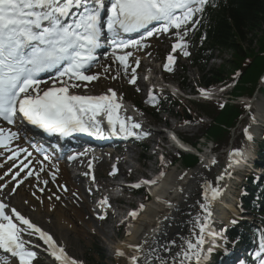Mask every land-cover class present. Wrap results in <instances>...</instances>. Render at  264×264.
<instances>
[{
	"label": "snow or ice",
	"instance_id": "obj_1",
	"mask_svg": "<svg viewBox=\"0 0 264 264\" xmlns=\"http://www.w3.org/2000/svg\"><path fill=\"white\" fill-rule=\"evenodd\" d=\"M207 4L208 0H0V120L7 125L26 120L46 132L59 133L61 136L81 132L105 139L102 120L98 118L105 116L110 135L123 134L137 139L150 135L132 116L122 117L118 114L123 105L117 102L115 90L109 89L110 94L98 96L74 94L71 90L86 88L87 84L83 82L99 79V74L89 75L86 72L96 59L94 52L102 46V38L109 40L114 62H118L124 73L131 71V84H136V72L140 66L135 52L149 47L146 41L154 35L169 34L175 39L171 46L172 53L180 49L184 56L190 55L186 40L189 25L195 27L198 23L194 19L196 14L202 13ZM103 16L106 18H102ZM154 22L158 27L150 29L148 26ZM141 30H144V34L139 39L124 38V34L138 33ZM130 58L135 66L129 63ZM175 59L172 54L167 56V62L163 65L165 70L172 71L171 65ZM52 70H56L55 78L49 81L39 78L41 73ZM42 84L50 86L45 89L41 87ZM200 93L203 97L210 98L208 90L200 89ZM149 101H156V96L151 91ZM243 132L248 140L253 139L249 128H244ZM169 136L179 148H185L174 133ZM18 139V131L0 127V148L10 152L8 160L13 162L12 167H16L15 161L22 153H26L25 161L21 162L12 176L16 184L12 192L24 182L18 178L25 170L28 171L24 179L35 176L37 181H41L40 172L45 171L44 167H40L38 171L29 170L32 161L28 158L32 153L19 146L14 149L10 147ZM0 155L3 153L0 152ZM228 156V168L241 163L243 159V153L238 148L232 149ZM69 158L76 159V155ZM44 160H49V157L45 156ZM160 160L164 163L163 156ZM39 163L42 165L43 161ZM217 164V159L212 157L203 167L209 168ZM88 167H92L91 162ZM8 171L11 172L12 169L9 168ZM117 171L113 166L110 175H115ZM163 175L165 173L161 171L156 179H144L129 187L139 189L142 185H147L151 189ZM187 175L185 172L179 179L183 180ZM231 175L225 169L216 177L215 182L203 181L200 189L202 198L198 201L200 211L192 217L187 235H178L162 242L157 236L158 221L157 227L151 233H145L138 243L126 244L129 252L117 248L115 255L126 257L127 264H207L210 255L217 248H223L227 255V242L216 243L217 237L226 241L224 231H215L212 223L214 205L221 201L225 191V186L220 182ZM51 177L54 181L56 174L51 173ZM91 178L95 181L94 175ZM42 183L47 185L49 181L43 180ZM4 187L6 185L0 183V189ZM64 190L67 191L66 188ZM39 191L44 192L45 188L40 187ZM180 191L183 192L184 189L181 188ZM53 195L56 200L61 199L55 193ZM156 199L168 207L173 206L170 201L162 200L159 196ZM99 205L104 209L99 219L105 220L108 209L112 208L109 197H103ZM144 208L145 205L140 204L139 210ZM138 215V210H132L120 223L124 224L129 218L135 220ZM164 219L169 217L165 216ZM231 223L235 224L237 221L233 219ZM25 236H37L47 246L45 251L50 252L60 264H81L69 257L51 234L16 208L9 209L8 205L0 201V251L8 257L11 264H34L38 253L33 249L40 245H34ZM260 250L257 258L260 264H264V258H261V253H264V235L260 239Z\"/></svg>",
	"mask_w": 264,
	"mask_h": 264
},
{
	"label": "rangeland",
	"instance_id": "obj_2",
	"mask_svg": "<svg viewBox=\"0 0 264 264\" xmlns=\"http://www.w3.org/2000/svg\"><path fill=\"white\" fill-rule=\"evenodd\" d=\"M196 17H197V15H196ZM191 33L192 32L189 31L188 35L186 37V40L188 42L187 43V51L190 53V55L184 56L183 52L180 49H177V51L175 52V56H176L175 62H174V64L171 65L172 71H167V70H165V68H163L162 72L160 73L157 68H150V69L146 68L145 70L142 71L141 78H139V76H138L137 80H139V79L144 80V79H148V76H154L152 79H150V81L156 82V80H159V83H160L162 81L161 78H159L161 75V76H164L166 78L165 83L167 85H170V86L177 88L176 90H178V91H179V89H178V87H179L182 90V92L184 91L186 94L196 95V93L200 90V87H201L200 82H201L202 77H201V73L198 70V68L194 67L192 65V63L190 62V60L192 58V47L189 45V42L194 38V35H192ZM171 38H172V36H170V35L160 34L148 42V44H150L149 47L142 48L139 51H136L135 53L136 54H137V52L143 53L147 49L146 53L144 54L145 56L142 55L143 56L142 58H144V62L147 64L152 63V64H154V66L159 67V64L157 62L165 61V63H166L167 62V56L169 54L174 55V53H172V47L171 46H172L173 41H171ZM220 56L221 57H217L216 59H214L211 62V64H215L214 66L218 67L219 65L222 64L223 60L226 63H228L230 61V59L233 57V55L229 54V53H221ZM156 58H159V60H156L157 62H154L153 59H156ZM107 62H109V61H107V60L103 61L102 60V63L104 65V67L100 65V68L102 69V71H100L101 69L99 68V65H96V67H95L96 71L99 70L101 73H103V75L99 76V81L96 84H94L92 87L87 86L88 88L86 90H88V92L95 91L96 93L100 94L99 91H101V90L106 91L108 88L110 89V87L112 86L113 88H115L118 91L119 96L121 94L124 97H127V99L130 100L131 102L136 103L138 108L135 107L137 109V111H134V112H136V114H138L141 119H143L144 121H147L149 123L147 125V128L150 131L149 132L150 135L143 136V138L140 139L144 144H147V146L149 147V150L146 151V153H144L147 156L148 160H145V161L139 160L141 162L139 165V168L137 167L138 161L136 159L139 156V154L141 153V149L137 145H134L132 143V144L128 145V147H130L129 149L128 148L126 150L118 149L116 151L117 155H115V157L117 158V161H120V163L122 164V170L125 172V174H123V175L126 176L127 174L130 173L129 175L130 176L132 175L131 177L132 178L134 177V179H136V180L141 179L142 176L146 177L148 179H152L153 176H155V174L160 173L161 171H163L165 174L168 173V171H170V169L172 167H179L180 172L183 174V173L187 172L188 169H192L193 167L197 166L198 164L192 165V166H187V167L184 165V163H183L184 161H189V158H187L186 156H192V155H191V153H187V152H181L180 153V152H178L177 149L172 147L169 140H167L168 138H167L166 129H169V130L174 129L176 132L179 131L181 133V134L180 133L179 134H180L181 139L183 140L182 144L184 146L189 147V149L186 148L188 152L193 151V146L198 148L199 150H201V148L205 147L206 144H208V146L211 147L213 144H212L210 138L206 137V135H204L202 133V129H203V124L211 123L213 120L211 118H208L207 115L203 111H202L203 113L201 114L199 112L200 110H202L201 108H199V110L197 111V107H198L197 104H200V103L206 101V100L202 99V95H198V97L194 98V100H187V99L182 98V97L176 98L173 95L171 96L170 94H165V95H162L160 97L157 93H153L156 96V101L150 102L149 101V90H150V88L148 87L145 80L142 81V84L140 82L138 84L137 81H136V84L129 83V80H130L131 75H132L131 71H129L128 73H124L121 66H119V65L112 64L114 69L109 71V72H107V71L105 72L106 69H109V65L106 64ZM118 76H120V77H118ZM113 77H116V78L113 79ZM183 78H185L184 82H182ZM143 84H146V86H143ZM233 86H234V84H232L230 86H224V87L217 86L215 88V90L212 91L213 94L216 93L214 98L212 99V101L216 102L217 98L225 100V98H221L220 94H217L216 89L220 91V88H221V90H223V91H230L234 88ZM137 89H139V91H137ZM145 89L147 91L146 96H144V94L141 93V90L144 91ZM152 91L157 92V91H160V89L155 87V89L152 88ZM253 93H250V94L249 93H243V94L239 95V96H241L240 99L232 96L233 94H231L230 96H227V98L229 101L233 99L231 102H233V103L239 102V104H244V102L240 103L241 100L249 102V100H247L246 98L247 97L251 98L250 102L253 105L252 108L255 112V113L253 112L255 115L249 119H247L246 114L244 116H242L240 118L238 124L236 125L235 129L238 132H241L242 129L247 127L250 129L251 135L254 134L253 136H255V137L259 138V140L263 141V139H264V131H263L264 130V121L260 120L258 113H259V106L264 105V96H262L260 94H256L254 96ZM222 95H224V94L222 93ZM123 96H121V97H123ZM179 96H180V94H179ZM220 101H219V103H220ZM175 104H176V107H173V105H175ZM179 104L181 106L180 109L178 107ZM184 108L185 109H187V108L191 109L192 108L193 111H196V112H191V113L187 111L189 113L190 117L193 119L189 123H184L182 121V116H183L182 114L184 112L183 111ZM232 109L233 108L229 105H227V107L225 109H222V112H224V113H222L220 117H215L218 124L221 122H227L230 119V113H231ZM159 112H161V114H158L156 116L155 114H157ZM202 116L204 118H202ZM253 117H255V120H253ZM184 120H186V117ZM255 122H258L261 124L260 130H256V129L254 130V128L251 127ZM158 131H162L163 136L161 138L157 137L156 138L157 141L154 144L151 140V134L157 135ZM210 133H211L212 140H214L215 142H219L221 144L224 142L223 137L225 135L222 132L215 134L216 132L214 130H211ZM259 142L257 140L254 142V144L258 145V144H260ZM255 145H254V147H256ZM208 146L206 147V152H208V150H209ZM223 147L221 149H219L217 154L215 151L213 152V155L215 156V154H216L217 157L219 158V160H222V161H224L227 158V156H224V154H223L224 153L223 152L224 150L222 151V149H224ZM263 148H264V146H263ZM130 150H133L134 153H132V155H133V158H135V159L129 158L128 160L133 161V162L130 161V164H129V162H127L125 157H128ZM163 151H164V153L166 152V154H167L166 157L163 156ZM108 154H109L108 156H102L105 158V159H102L103 164L100 163L99 161L95 160L92 157H91V160L94 161V164L97 166V175H98L99 183L113 184L110 173L113 170V161L112 160L114 159V156H113V152L111 154L110 153H108ZM117 156L120 157V160H118L119 157H117ZM161 156L164 157V163H161V160H160ZM193 156H195V155H193ZM195 157L197 158V156H195ZM197 160H198V158H197ZM142 163H144V164H142ZM132 166L136 167V171L130 172ZM145 173H146V175L144 176L143 174H145ZM163 177H164V175L161 178H159L157 181L161 180ZM253 178L258 179L259 177L255 176ZM242 179H243V181L245 180L243 182V184L242 185L237 184V183H240V181H242ZM84 180L86 183V180H87L86 176H84ZM260 180L264 181V176H261ZM133 181H135V180H133ZM248 181L249 180L246 176L243 177L237 173H233L231 176V184H229L230 190L226 194L227 195L226 199H227L228 205L229 204L230 205L236 204V205H238L237 208H241L238 210L239 211L238 213L240 214L239 217H241L242 219H249L250 224L252 223L253 226H256L258 223V225L260 226L258 245L255 246V243H254L253 247L260 249V239H261L262 235H264V227L260 224L261 219L258 217V214H260V210L254 212V213H251V212L243 209V207H242V206H244L243 203L238 204V197L244 191L242 187L245 184H247ZM82 185L86 191V194H83V195L85 197L89 198V203L87 205L92 209L91 212L93 214L91 215V218H92V220H93V218L96 219V221L91 222V223H93L92 224L93 229L96 232V234H89L88 235L87 233H84V232L81 233V232L77 231V228L73 229L72 227H69L68 225H63L61 222H58L55 220V218H53L52 213H50V214L46 213L45 214L42 211L43 208L40 209V207H37V210H35L33 207L27 205L24 201L19 199L18 195L15 197V201L8 199L6 202V205H8L9 209L16 208L18 211L21 212V214H23L24 216H28V218L31 221L33 220L34 221V222L32 221L33 223L38 224V226H40V227L42 226L41 228H43L44 230H49L51 233H53V235L56 236L55 239L58 241V243L60 245H63L67 249V251L69 253V257L74 258L78 262H81V264H127L126 261L123 259L125 257H119V259H117V258L111 256L110 251L108 249L109 248L108 246H109V244H111V242H116V243L121 242V241L123 242L124 239H126V237L128 236L127 233H129V231L133 227L131 225H129L128 223H126L129 226V228L125 225H122L121 229L118 230V227L115 226L116 221H114V216L112 217L111 215H108L105 220H100L99 219L100 213L98 212V213H95V215H94L93 206H91V205H94L96 203V201H98L97 196H99L100 194H98V192H95V190L93 191V188H94L93 185H90V188H88V185H86V184H82ZM87 188H88V190H87ZM62 191L67 192L64 189H62ZM97 191L105 192L104 190H100V189H97ZM233 191H235V193L232 194ZM144 192H145L144 193L145 195L142 193V194L136 195L135 197H132V198H128V196H127L126 201L123 202L124 206L130 205V206H133L134 208L135 207L139 208L140 204H144L145 208L142 211L139 210L138 217L143 216L144 210L146 209L149 201L152 198V196L146 190H144ZM15 193H16V191H15ZM27 193H28V191H27ZM146 194L148 195V199L146 197ZM31 197H33L35 199V197H37V196L32 195ZM70 197H71V199L74 198L75 201H79L77 198H75V196L73 194ZM67 199L65 198L64 200H67ZM82 199H84V198H82ZM143 199H144V202L141 203ZM11 204H14L17 206H11ZM21 204H23V206H21ZM236 205H235V207H236ZM19 207H22V211L19 209ZM96 215H98V217ZM237 216H238V214H237ZM235 220L237 222L243 221L240 219H235ZM231 221L225 225L231 224ZM223 223L224 222H219L216 226L215 231L218 232V227L222 231V228L224 226ZM74 226L76 227V226H80V225H73V227ZM184 226H185L184 224L179 223L177 226V230L180 231V229ZM85 227H87V226H85ZM101 228L105 229L106 233L108 232L106 234V236L103 235ZM108 237H112V238H110L111 240ZM25 239H31L33 244L38 243V245L41 246V250L39 248L33 249V250L37 251V253H38L37 258L34 261V264H57V261L54 258L45 254V252L43 251L45 246L43 245L42 241L40 242L37 239V237L25 236ZM209 239H211V237ZM62 240H64V242ZM101 249L105 250V260L104 261H101L99 255H97V253H96L97 251L99 252ZM217 250H223V249L217 248ZM232 256H234V255L228 253L227 258H226V262ZM0 264H11V262L9 260H5L3 262H0Z\"/></svg>",
	"mask_w": 264,
	"mask_h": 264
},
{
	"label": "bare ground",
	"instance_id": "obj_3",
	"mask_svg": "<svg viewBox=\"0 0 264 264\" xmlns=\"http://www.w3.org/2000/svg\"><path fill=\"white\" fill-rule=\"evenodd\" d=\"M104 60L109 61L106 64L109 65L111 68V69L107 70V72L114 69L112 64L118 65V62H114L113 58L111 60H109V59H104ZM99 68H100V66H99ZM100 71H102V69ZM105 72H106V70H105ZM153 77L154 76H148V79L150 80ZM98 81H99V79L97 81L89 82L86 84H87V86L92 87ZM142 81H144V80L139 79V80H137V83L139 84V82H140L142 84ZM156 83L158 84L159 80H156ZM143 86H146V84H143ZM155 87H153V89H155ZM87 88L88 87L80 88L79 90H81V91L78 94L79 95H85V94H91V93L97 94L95 91L88 92V90H86ZM169 88L173 92H175L177 89L173 86H169ZM141 93L144 94V96H146L147 95L146 89L144 91L141 90ZM121 96H123V95H120L119 97L123 98L124 100L127 99V97H124V96L121 97ZM120 98L118 99L117 102H119L123 105V101ZM123 107H126V106L124 105ZM135 107L138 108L137 104L133 103L129 100V102L127 103V109H126V110L129 109L128 112H124L123 109H120V110H118V114L122 117L123 116H132L136 121L140 122L142 120L139 119L140 116L138 114H136V112H134V111H137V109ZM258 116L260 117V120L264 121V105L259 106ZM103 122L105 124H107L106 117L103 118ZM141 124L144 125L143 122H141ZM0 127H4L5 129L11 128L13 131L19 132L20 139L14 141L10 145V147L14 149L17 146H19L22 148H26L29 152L32 153V156L28 158L32 161L29 170L38 171L40 167L45 168L44 172H40L41 181H37L35 176L27 177V179H24L26 172L28 171V170H25V172L21 173V176L18 178V179H22L24 182L22 184H20L19 187L16 188V193L12 192V189L14 187H16L15 182L12 180V176L17 171L21 162L25 161L26 153H22L20 155V157L15 161L16 167H12L13 162L8 160V156L10 155V152L0 148V152L3 153V155H0V165H2V166H0V177H3V179H0V183L6 185V187H4L3 189H0V201L5 202V200H6V202H7L8 199L15 201V197L18 195L19 199H21L24 202L27 201V203L26 202L25 203L27 205L33 207L35 210H37V207H40V209L43 208L42 211L45 214L46 213H48V214L52 213L53 218H55L56 221L61 222L63 225H68L69 227H72L73 229L77 228V231H79L81 233L82 232L87 233L88 235L89 234H96V232L93 229V225H92L93 223H91L93 221H96V219L93 218V220H92V218H91V215L93 214L91 212L92 209L87 205L89 203V198L85 197L83 195V194H86V191L82 185V184H85L84 176H86V175L83 173L82 174L76 173L75 176H73L71 167L69 165H67V162H63V161L58 160L57 154L51 153L50 149H46V152L42 156H39L36 152L32 151V149H30V146L27 143V141L34 138L33 134H34V131L36 130L35 127H31L32 131L29 129H26L21 124H15L14 127H10V126H7L5 124L0 123ZM251 127H253L254 130L255 129L260 130L261 124L258 122H255ZM148 132H150V131H148ZM173 133L176 134L178 139L182 142L180 135H179L180 132L174 131ZM253 135H252V137H253L252 140H248L247 136L245 135L244 146H249L250 148H252L253 154L248 156V158L244 159V161L242 162L241 165H240V163L234 164L232 168H228V164L230 162L228 154L224 155V156H227V158L224 161L219 160V158L216 155L218 153V151L217 150H213V151L208 150V152H206L207 146H205L204 147L205 152H203L201 154L200 163L196 167H194L192 169H188L187 170L188 175L185 176V178L183 180L179 179V177L182 175L179 167H172L170 169V171H168V173H166L161 180L157 181L154 185L151 186L150 190L152 192V198L149 201L148 206L144 210L143 216L137 217L135 220H132L131 218H129V220L125 222V223H128L129 225H131L133 227L129 231L130 234H128L126 239H124L123 242L122 241L117 242V243L111 242V244H109L108 249L110 251L111 256L119 259V257H117L115 255V251L117 248H121L125 252H129L130 250L126 247V244L127 243H133V244L138 243L140 241V239L144 236L145 233H151L152 229L157 227L158 221H159V231L157 232V236L162 242L167 240V239H170V238H176L178 235H187L189 229L191 228L190 221H191L192 217H194L200 211V209L198 207V201H200L202 198L200 189H201V185L203 184V181L208 180L209 182H215L216 177L219 174L223 173L225 171V169H227L232 174L237 173L240 176H243V175L247 174L248 172H250L255 167L254 160H255L256 156L259 155L260 149L263 148V146H264V145H262V143L264 142V139H263V141L259 140V138L257 139ZM162 136H163V132L158 131L157 135L151 134V140L155 144V142L157 141L156 138L157 137L161 138ZM257 140H258V142L260 141L259 142L260 144L255 145L254 142ZM254 145L256 147H254ZM171 146L176 148V149H181L178 147V145L175 142H172ZM36 148H37V150H40V142L39 141H38V145ZM127 148L129 149L130 147H127ZM127 148H125L123 150H126ZM186 148L189 149L188 146H185L184 149H186ZM118 149H120V148H118ZM101 150H102L103 154H105V155H109L108 153L111 154L113 152V150L108 149V147H105ZM197 151H199L198 148L194 147V152L197 153ZM214 151L216 152L215 156L213 155ZM241 151L243 153V156H245L247 150L244 149ZM132 153H134L133 150H130L128 157H125L127 162H128L129 158L130 159L133 158ZM115 155H117V154H115ZM45 156H48L49 160H44ZM117 157H119V156H117ZM202 157H203V159H202ZM212 157H215L217 159L218 164L212 165L209 168H204L203 165L207 164L209 159ZM133 159H135V158H133ZM237 159H239V157H237ZM118 160H120V157ZM39 161H43V164L41 165L39 163ZM118 164L122 165L120 163V161H118ZM73 166L77 169H80L83 167L82 163L80 161H77V160L74 162ZM57 167H58L59 171H57ZM9 168L12 169L11 172L8 171ZM5 173H7V175H5ZM51 173L56 174V178L54 181L52 180ZM127 175L130 177L129 174H127ZM143 175L145 176L146 173ZM152 179H156V178H152ZM43 180H48L49 183L47 185H44L42 183ZM220 183H222L225 186V191H224V195H223L221 201L214 205V220L212 223V228L215 230L216 226L219 222H224L223 223L224 226H223L222 230L224 232H227V228L230 226L225 225V224H227L228 222H230L233 219H238L237 214L239 216V213H238L239 211L236 210V207H235L236 204H231V205L229 204L228 205L227 199H226V196H227L226 194L230 190L229 184H231V177L226 176L224 181H222ZM115 185H116L115 183H113V184H110V183L106 184L105 183L104 187L116 189L117 187ZM40 187H44L45 191L40 192L39 191ZM65 188L67 189V192L62 191V189H65ZM181 188L184 189L183 192L180 191ZM26 190L28 191V193ZM95 192H98V194H100L98 197H103L105 195V192H99L97 190H95ZM33 193H36V196L39 197V199H37V197H35V199H36L35 200L33 197H31L33 195ZM53 193H55V195L60 196L61 199L56 200ZM72 194L73 195L75 194L74 195L75 198H77L79 201H75L74 198L71 199L70 196H72ZM49 196H52V199H49ZM157 196H159L162 200L170 201L173 206L168 207V206L160 203L156 199ZM65 198L66 199L68 198L69 200L68 199L64 200ZM82 198H84V199H82ZM11 206H17V205L11 204ZM21 206H23V204H21ZM19 209L22 211V207H19ZM128 213H126L127 214L126 216H128ZM165 216H168L169 219L165 220L164 219ZM179 223H182L185 225L184 227H182L180 229V231L177 230V226ZM72 224L73 225H80V226H76V227L74 226L73 227ZM36 225H38V224H36ZM85 226H87V227H85ZM101 231H102L103 235H105V236L108 233V232L106 233L105 229H103V228H101ZM35 237H37V236H35ZM108 238L110 239L112 237H108ZM37 239H38V237H37ZM62 241L64 242V240H62ZM227 241H228V239H226V241H222V240H220L219 237L216 238L217 244H224ZM61 246H63V245H61ZM4 255L5 254L0 251V258L3 257ZM243 258L244 257L241 256L237 260H232L231 264H247L246 262L243 261L244 260ZM123 259L127 263V258L125 257ZM229 261H230V259L225 264H228ZM219 264H223V263L221 262Z\"/></svg>",
	"mask_w": 264,
	"mask_h": 264
},
{
	"label": "trees",
	"instance_id": "obj_4",
	"mask_svg": "<svg viewBox=\"0 0 264 264\" xmlns=\"http://www.w3.org/2000/svg\"><path fill=\"white\" fill-rule=\"evenodd\" d=\"M201 37L204 38L203 41ZM195 43L191 63L201 73L200 86L214 88L234 84V88L229 91L234 97H239L243 93H253L256 89L264 96V86L258 87L260 77L264 74V0H210L199 18ZM226 52L233 55L228 63L223 60L218 67L210 64L213 58L221 57L220 54ZM221 104L211 101L197 104V111L201 108L199 112L201 114L204 112L213 120L211 123L203 124L202 133L211 140V130H214L215 134L222 132L225 135L222 144L212 140L215 150L231 145L234 148L240 147L244 144L245 134L243 129L238 132L233 131V128L238 124L240 117L248 111V107L246 104H226L220 107ZM227 105L233 108L230 119L218 124L215 117H220L224 113L222 109ZM178 107L180 109V104ZM183 111V117L188 119H191L188 112H196L192 108H184ZM252 114L253 111L250 110L247 119ZM186 157L190 161L183 162L186 167L197 164L195 156ZM259 159L264 166V148L259 151ZM245 191V194L239 197V201L247 209L250 211H256L258 207L264 209V183L257 185L250 180ZM260 216L264 220L262 214ZM247 230L254 233L253 228L240 223L228 230V236L238 245H246L251 242ZM96 253L101 261L105 260L103 249Z\"/></svg>",
	"mask_w": 264,
	"mask_h": 264
}]
</instances>
